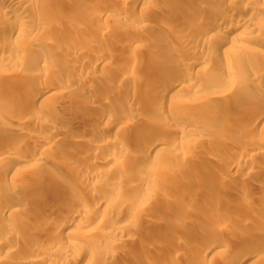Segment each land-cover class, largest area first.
<instances>
[{
  "label": "rangeland",
  "instance_id": "374dc122",
  "mask_svg": "<svg viewBox=\"0 0 264 264\" xmlns=\"http://www.w3.org/2000/svg\"><path fill=\"white\" fill-rule=\"evenodd\" d=\"M22 1L28 3L29 0ZM143 1L140 3L136 0L137 4L135 0H71L70 3L65 4L61 0H49L40 9L35 4L32 5L33 7L24 6L25 10L28 7L26 12L29 14V19L27 21L18 23L13 18H8L6 23H0V46L2 48L6 47L10 51L15 50L19 54L21 51L27 53V48H32L34 52L32 55L28 54L29 63L23 69L17 66V63H11L8 59L5 61L0 59V79H3L5 83L7 80H15L14 84L17 85L18 80L22 76L31 75L36 82L37 80L39 82L45 80V83H52L54 90L64 86L66 83L74 84L75 88L66 90L64 95L57 93L53 96L51 104L36 103L29 108V112L31 113L30 117L37 121V119L44 118L40 113L41 110H54L59 116L69 118L70 122L73 121L72 123L76 122L75 127L77 128L74 131L77 132L75 135H78V138L71 133H67V138L71 137L72 140L80 138L83 140L81 143L76 142L74 144L73 151L68 147L65 149L66 151H63L64 149L61 148L64 145L66 146V143H62V146V139H55L56 144L54 143L52 146L53 150L51 147L53 153L51 150L47 151L52 153H47L48 155H53L52 158L49 157L51 160H40L41 164L39 163L38 167H35V165V168L17 170L15 171L16 173L12 174L13 176L3 174L5 164H0V189L3 190H8L10 186L23 187L25 179L31 178L33 175L39 174V172H53L55 169V172L64 176L61 177V181H58L60 186L57 188L51 189L48 184L40 186L39 189L45 190L46 192L44 191L43 193H46V195L42 193L44 197L43 195L40 196V192L37 195L38 198L39 196L42 198V202L45 198V203L41 204L35 194L36 198L35 195L29 198L31 199L30 204L24 211L19 209V206H15L16 209L18 208L16 210L18 212L15 215L1 212L4 201L0 200V206L3 205L0 208V229L3 230L6 227L11 229L12 227L13 234L11 236L13 239L15 238L16 243L9 249L8 253L0 252V259L3 264H11L26 255H39L36 252L38 250L36 248L44 244L43 239L44 241H56L58 239L67 243H75L73 244L74 246L71 243L69 244V251H66L65 255L63 254L64 252H55L52 254L53 256H48L47 259L50 257V261L46 260L44 264H74L76 255L85 246L96 248L94 253H96L95 256L97 257L93 255L92 259H99L101 263L97 260L98 264H195L193 260L194 254L196 253V246L202 242L201 236L213 230L218 231L220 230L219 228L224 229L223 236H220H222L223 240L225 239L226 244L224 243L223 247L221 246L222 253L220 252L213 259H206L203 264H231V262L234 264L235 261L242 257L240 254H238L240 256L235 254H237L239 249L243 248L245 251L247 249V252L250 251L245 253L250 256L243 257V262L240 264H264V200L262 196L264 176L260 172L264 169V151L261 144V142H264V122L255 127L236 128L240 121L247 118L245 116L246 112H250V108H252L245 102L246 99L254 96L253 91L257 90L255 87L258 85V81L264 79V29L255 28V30L246 35V38L238 39L236 44H239L236 47L242 45L240 46L242 48L239 47L236 49L237 51L235 47L234 49L232 48L233 50L229 49V51H233L231 52L233 55L231 53L226 55L224 53H215L208 55L206 58H201L196 55L182 54V57L175 56L177 57L175 58L160 46L166 41L163 36L169 40L170 38L167 35L171 31L177 32L180 28L188 31V29L186 27L185 29L184 26H178V29L177 27L173 28L176 20L173 19L171 12L168 13L169 10L165 13L166 6H169L167 0L160 1L165 2V6H161L162 3L159 0ZM148 1L151 2L148 3ZM254 1L257 5L264 8V0ZM152 2H155L154 5ZM166 2L168 3L166 4ZM249 3L250 1L248 0H234L232 5L240 9ZM140 7L146 8L144 10L142 8L143 11L139 12ZM244 9L247 12L246 8ZM42 10H47V17L40 16ZM148 10L149 12H147ZM163 11L165 12L163 13ZM138 13H141V15H138ZM98 14H101V16ZM157 15H160V17H157ZM252 19L254 20H252L253 23L262 21V19L264 21V17L259 16H255ZM39 22L43 23L45 27L43 24L42 27L41 25L39 27ZM19 24L27 31L29 30L28 32L31 35L35 36L31 42L20 45V41L9 43L3 37L4 28L7 29L9 26ZM78 25H81L82 28L84 25V31L78 32L75 37L76 42H73L92 45L94 43L95 45L97 41L95 37L101 30L102 34H104L101 37L102 39L100 38L101 41L98 39L100 41V51L96 52L94 49L86 53L83 59L81 58L83 56L75 59V57L67 55L65 57L68 60H66L58 52L60 50L55 49L54 46L63 39L67 28L76 30ZM138 25H145V27L140 28ZM182 30L178 31L181 32ZM138 36L145 40H152L151 42L149 40V43L154 46L144 41L138 47H128L127 45L132 37L135 39ZM19 38L21 39L20 36ZM211 39H208L210 43L207 38H204L203 41L201 40L202 42L200 41V45L210 49L214 41V39ZM153 41L160 46L159 49L156 48V44L152 43ZM37 42L39 43L37 44ZM157 49L162 51L159 52ZM1 54L4 53L2 52ZM96 55H100L101 57L99 56L98 58L101 59H99V65L92 68L89 62ZM35 59L38 61L34 64ZM43 59L47 62L45 61L44 63ZM151 59H153V62ZM188 61H199L200 68L197 69L200 70H198V73L197 70L193 71L191 77L183 78L182 80L180 75L172 70L178 66L185 65ZM128 63L129 66H127ZM165 71L170 76V78L168 77L170 79H168V83L171 82L172 84H177V86L182 84V86L184 85L187 88H179L176 93L165 95L164 97L162 95L164 91L162 92V90L168 85L167 80H165L167 78H161L159 75L164 74L163 72ZM118 73H125L124 78L126 79H123L124 81L121 80V82L116 77ZM150 75L152 77L157 76V79L161 78L157 83L162 85H156L157 88L155 86L153 89V86L150 89L151 86L145 85V88L148 86L146 93L148 91H152L153 94L156 93L157 99H155V102L153 99L144 101L145 98L143 100L140 98L142 95H140L134 100H130L131 102L127 99L130 106L127 104L128 102L125 103L126 90L132 87V83L139 87L140 80H144ZM79 77H81L80 79L84 78V84L80 86L77 85V80H80ZM15 85L9 86L7 89L10 90H6V93L4 92L3 96L5 94L9 96V92L13 88L15 90V93L14 90L12 91L13 93H10L8 99L5 96L4 106L0 107V124L6 128L8 126V128L12 127L16 119L9 113L10 110L8 112L6 109H10V104L14 103L19 111L23 105L22 101L17 102L15 95L17 93V96L20 95L19 91L26 90V88ZM90 86H97L99 89L93 94L88 91ZM145 88L143 89L144 91ZM11 94L13 95L12 97ZM262 94L264 93L260 92L259 96L261 97ZM244 95H246L245 98ZM248 95L249 97H247ZM261 98L264 99V95ZM234 100L237 101L235 102ZM238 100H241V103H238ZM208 102L212 106H216L215 108L218 109L217 111L220 114L213 110L209 111L199 108L203 103ZM89 103L96 105L97 110L95 109L94 112L89 111L85 107ZM125 104L127 105L124 106ZM119 106L126 109L127 107L129 109L136 108L137 114L133 120H130L129 117L120 119L123 123L127 121L129 124L119 131L112 129L108 134V139L110 141L113 139L126 152L130 153L126 154L125 152L127 156L123 154V157L122 153L116 155L117 152L108 147L103 150H97V153L90 161L84 162V153H89L90 155L89 151L93 148L94 145L92 144L95 141L87 133L78 134L81 126L88 125V128H91H89L90 133L92 130L93 133L98 125L100 124V127L102 123L97 122V119L110 113H112L111 116L114 119L115 115L113 114ZM81 114L93 116L96 121L90 124L84 122L86 120L80 121L76 116ZM163 116H165L164 119L161 118ZM234 120H237L238 124ZM29 121L24 124L25 127L22 130L28 131L30 135L32 132L30 130L34 129H31L33 125ZM185 127H190L189 129H191L185 135H179L172 131L174 128L184 129ZM25 131H20L21 135L19 132H14L21 137H25ZM7 133V130L0 132V145L6 146L9 143L11 147L12 144H10L9 137L7 136L8 139L4 137ZM23 133L25 134L23 135ZM29 135L25 137V140L29 142V145L25 146L27 149L30 148L32 141V139L29 140ZM80 136L83 137L81 138ZM158 140L163 142V151L157 154L156 158L141 162L138 159L133 160L131 156L132 161L129 160V154L133 155L132 150L135 147L144 146L147 149L151 145L156 144ZM17 146H12V153L8 154L7 161L14 159L17 156L16 154L20 153L23 146H21L20 150ZM14 148L17 149L15 150ZM25 149H22V151H25ZM112 153H114V159L103 164L100 162L103 156ZM55 160H66L69 162L70 170L72 168L71 172L83 170L85 165L92 164L100 166L99 169L101 171L88 182L75 183V180L71 179V175L69 176L68 174L70 172L69 169L56 170V168L52 167L51 164ZM71 160L73 163L70 162ZM91 161H94V163ZM233 163H241L243 168L233 169L229 172L228 169ZM171 174L172 176H170ZM146 176L147 180L149 178L147 185L145 181L141 180ZM49 178L52 179L51 176ZM62 182L64 185H62ZM225 184H228L229 188L224 193H221L220 187ZM47 186L48 188H46ZM43 187L46 189H43ZM114 190L115 193L119 194L117 195L119 197L109 199L106 194ZM91 192H96L97 197L100 195L106 196L97 210V216H107L108 219L112 220L114 218L115 221L117 220V224L128 226L129 236L124 235L119 238L111 234V236H104L106 235L104 230L111 229L109 227L111 225L108 224L109 226H107V223L94 225L97 227L93 230H80L83 229V226H78L79 228L76 226L77 229L70 233L71 227L61 229L62 222L60 220L55 222L53 226L52 224L45 225L44 222L48 218L65 217L71 213V205L65 200L66 196L77 197L80 202H89L92 199L86 194ZM128 200L133 207L131 205L132 208L130 207L128 210L121 209V203H127ZM169 202L174 204H169ZM29 208L33 211H27ZM240 216H245L248 220L246 221V218L243 217V219L239 218ZM74 218L79 223H83L85 219L80 215L78 217L75 215ZM26 224H33V228L37 229V231L26 230ZM235 232L242 236L246 235L244 237L246 240H242ZM260 232L263 233L260 234ZM237 237L240 238L238 239ZM32 247H35L33 249L36 250L32 251ZM218 249L220 248L218 247L213 251ZM232 255L234 257L237 256L235 258L232 257L235 260H232ZM92 264H94V261Z\"/></svg>",
  "mask_w": 264,
  "mask_h": 264
},
{
  "label": "bare ground",
  "instance_id": "6f19581e",
  "mask_svg": "<svg viewBox=\"0 0 264 264\" xmlns=\"http://www.w3.org/2000/svg\"><path fill=\"white\" fill-rule=\"evenodd\" d=\"M48 1L49 0H29L28 3H27V2H24L22 0H0V23H2V22L6 23L7 22L6 20L8 18H13V20H15L18 23H22L24 21H27L29 19V14L26 11H28V7L29 6H32L33 4H35L40 9ZM61 1H63L66 4V3H70L71 0H61ZM137 1L142 3L143 0H137ZM152 1H155V0H152ZM160 1H162V0H159V2ZM163 1H166V0H163ZM167 1L169 2V6H166L167 7V9H165L166 12L163 11V13L164 12L167 13V10H169L168 13H170V12L172 13L171 15H172L173 19L176 20L175 23H174L175 25H174L173 28L177 27V29H178V26H180V27L184 26V28L186 27L188 29V31H184V29L182 30V28H180L182 30L181 32H179L180 29H178L179 31L177 30V32L176 31H173V32L171 31L167 35L170 38L169 40L165 39L164 38L165 36H163V39L166 40V41H164L162 44H160V46H162L163 50H166V52L168 51L174 57L175 56H177V57L181 56L182 57L183 56L182 54L189 55V56L190 55H196L197 57H201V58H206L208 55L210 56V55L215 54V53L216 54L217 53H224L226 55L227 53L233 52V51H229V49H232V48L234 49V47H235V50H236L240 46H242V45H240L239 47H236V45L239 44V43L236 44L238 39H242L244 37L246 38V35L248 33H250L251 31L255 30V28L264 29V21H263V19H262V21H259V22H257V21H255V23L252 22V20H253L252 18H254L255 16L264 17V8L259 6V5H257V3L254 0H248V1H250V3L248 5H245L244 8H246L247 12L244 11L245 10L244 8H240L239 9V8H235L236 6L233 7L232 3L234 2V0H167ZM135 2H136V0H135ZM149 2H151V1H148V3ZM168 2H166V4ZM140 3H139V5H141ZM152 3L154 5L155 2H152ZM160 3H162L161 6L162 5L165 6V4H164L165 2L164 3L160 2ZM234 5H236V4H234ZM24 6H28V7H26L27 10H25ZM238 6H239V4H238ZM140 8L141 9H139L138 11L142 12L144 10V8H146V7H144V8L140 7ZM142 8H143V10H142ZM151 8H152V6H151ZM151 8H149V9H151ZM147 12H149V10ZM150 12H152V11L150 10ZM47 15H48L47 10H42L40 12V16H42V17H47ZM98 15L101 16V14H98ZM107 15H108V13H107ZM107 15H105V17H107ZM138 15H141V13L140 14L138 13ZM155 15H156V13H155ZM158 16L160 17V15H157V17ZM143 19H145V18H143ZM170 19H171V17H170ZM170 22H171V20H170ZM42 24L43 23L39 22L38 26L41 25V27H42ZM144 24H146V23H144ZM46 25L48 26V24H46ZM146 25H148V24H146ZM138 26L140 28L145 27V25L144 26L143 25H138ZM44 27H45V25H44ZM84 27L85 26L83 25V28ZM46 28H48V27H46ZM83 28H82L81 25L80 26L78 25L76 30H72L71 28L70 29L67 28L66 29L67 30L66 33H64L65 36L63 37V39L61 41H58V43H56V45L54 47H55V49L60 50L58 52H60V54H62L64 56L63 58H66L67 55H68L69 57H75V59H76V57L83 56V57H81L83 59L84 56L86 55V53L91 52L94 49H95L94 51H96V52L100 51V49H99L100 48V45H99L100 43L99 42L101 41L100 38L103 37V34H104V33L102 34L101 30L97 33L98 34V35H96L97 37H95L97 41H96L95 45L93 43L94 46L92 44H89V43L76 44V43L73 42V41H75V37L78 34V32H82L81 30H83ZM4 29L5 30H4V33H3V37H5V39L9 43H12V42L14 43V42H19L20 41L19 43L21 45V44H25V43L31 42L35 38L34 35H31L28 32L29 30L27 31L20 24L16 25V26L15 25L14 26H9V28L7 27V29L6 28H4ZM19 36L21 37V39L19 38ZM212 37H214V38H212ZM204 38H207V40L211 39V38H212L211 40L214 39V41L212 43L213 46L210 49L209 48H204V47H202L200 45V41L201 40L203 41ZM98 39L100 41H98ZM149 40H145V39L139 38V36L137 38H135V39L132 37V39L130 40V42L128 43L127 46L131 47V48L138 47L144 41H145V43H149ZM53 41H54V39H53ZM151 41L152 40H150V42ZM154 41L152 43H154ZM208 41L210 42V40H208ZM38 43L39 42H37V44ZM160 43H161V41H160ZM40 44H42V43H40ZM61 44H63L62 45L63 48L61 47ZM149 44L152 45L151 43H149ZM154 44H156V48L159 49L160 46H158L156 42ZM212 44H210V45H212ZM49 45H50V43H49ZM152 46H154V45H152ZM240 48H242V47H240ZM158 49H157V51H159ZM26 51H27V53L26 52L23 53L21 51L20 54H19L15 50L14 51L13 50L10 51L6 47L2 48L0 46V53H2V52L4 53V54H1L2 56L0 55V59H2L4 61L6 59H8L9 61H11V63L12 62L17 63V66H20L23 69L24 67H27V65H28L27 63H29L28 62L29 61L28 54L32 55V53H34L32 48H30V49L27 48ZM34 51H35V49H34ZM161 51H159V52H161ZM228 55H230V54H228ZM231 55H233V53H231ZM99 56L96 55V56H94L93 59H90L89 64H90V66L92 68H94V67L99 65L98 62L100 61L99 59H101V58H98ZM177 57H175V58H177ZM2 60H1V62H2ZM66 60H68V59L66 58ZM151 60L153 62V59H151ZM155 60H156V58H155ZM36 61H38V60L35 59L34 64H35ZM43 61L45 63L46 60L43 59ZM43 61H42V65H43ZM196 61L195 62H193V61L189 62L188 61V63H186L185 65L173 68V70H172V68H170V67L169 68H170V70L175 71V73L180 75V77H181L180 79L183 80V78L191 77L193 71H195V70H197V73H198V70H200V69H197V68H200L199 67L200 65L198 64L199 61L198 62H196ZM64 62H65V60H64ZM202 65H201V67H202ZM127 66H129V63H128ZM167 69H168V67H167ZM125 72H126V70H125ZM167 72H168V70H167ZM163 73L164 74L159 75V76L161 78H167L165 80H167V83H168V79L170 78V76H168V74H166V71L163 72ZM124 74H122V73L119 74L118 73V75L117 74H115V75H117L116 77L121 81L123 79H126V78H124V76L126 74L125 75ZM144 76H146V75H144ZM156 77L155 76L152 77L151 75H150V77H146V78L144 77L145 78L144 80H140V84L135 83V84H138L139 87L137 85H133V83H132V85H131L132 87L130 89L128 88V90H126L127 91V95L125 94L126 95L125 96L126 97L125 103L128 102L127 104L129 105V101L130 100L132 101L136 97H139L140 95H142V97H140V98H142L143 100L145 98L144 101L153 99L154 102H155V99H157L156 98V93L153 94L152 91L151 92L148 91L147 92L148 94H147L146 93V91H147L146 89L148 88V86L149 87L151 86L150 89H152V87L154 86L153 87V89H154L156 85H162V84H158L157 83V82H159L161 80V78L160 79L158 78L159 79L158 80ZM32 78L33 77H31V75L22 76L18 80L17 85L14 84L15 80H7L6 83H5V81H3V79H0V107L4 106V102L6 100L5 96H7V99H8V97H10V93L14 90V88H13V90H11L10 92L7 91V92H9V96L6 95V94H5V96H3L4 92L6 93V90H10V89H7V88H9V86H11V85L14 86L15 85V86H19V87L23 86V87L26 88V90L19 91V93H20V95H18L19 97L17 96L18 93L15 95L17 102H21L22 101V103H23L22 108L18 111L17 108L15 107L14 103H12L9 106L10 109H6L7 111L10 110V112L9 111L8 112L11 115H13L14 117H16L15 121L13 122V124L16 127L13 125L15 128L13 126H12L13 128L12 127L8 128L9 126L6 128V127H4V126H2L0 124V132H5L7 130L8 133H7L6 136H4L5 139H8V137H9L10 144H12V146L14 145V147H15V145L16 146L18 145L17 147L19 148V150L21 149V146H23L22 149L24 150L26 148L25 146L29 145V142H27L25 140L26 135H29V133H28V131L22 130L25 127L24 124H26L27 121L30 120L29 122H31V124L34 127V128L33 127L31 128V129H34V130H30L32 132L29 135L30 136L29 140L32 139L30 148H28V149L26 148L25 151H22V149H21L20 153L16 154L17 156L14 157V159L7 161L8 154L12 153V149H13L12 146L10 147L9 143L6 146L0 145V164L1 163L5 164L4 168H3V174L8 175V176L12 175L13 173H16L15 171L20 170V169L38 167L37 165L41 164L40 160H47V159L51 160V159H49V157L52 158L53 155L50 156L47 153H51L52 152V150H53L52 146L54 145V143L56 144V141H54L55 139H62V142L60 140L61 144L62 143H66V146L65 145L63 146V144H62V146L65 147V148L60 146V147H62L61 149H64L63 151H66L65 149L67 147L73 151L74 150L73 149L74 144H76V142L77 143H81L83 141L80 138L77 139L78 135L77 136L75 135V133L77 134V132L74 131L75 128H77V127H75V123L76 122L75 123H72L73 121L70 122L69 118L68 119L67 118H63V117L59 116L57 113H55L54 110L51 109V110H41L40 113H41V115L44 118L37 119V121H36V120H34V119H32L30 117L31 113L29 112L30 111L29 108L33 107L36 103L48 104V105L51 104V101H52L51 99H53V96H55L57 93L64 95L66 90L73 89L74 84L66 83L64 86H61V87L57 88V90H54V86L52 85V83L51 84L45 83L44 82L45 80L39 82L37 79H36L37 80V82H36ZM80 78L81 77H79V79ZM83 79L77 80L80 83L79 84L77 82V85L80 86L81 84H84V80ZM142 79H143V77H142ZM179 84H181V83H179ZM77 85H75V86H77ZM145 85H148L147 88H145L146 87ZM93 86H90L88 88V91L94 94L95 91L97 89H99V88H97V86H95V87H93ZM143 86L145 88V91L143 90L144 89ZM165 87H164V90L161 89L162 92L164 91V93L162 94L164 97H165V95L176 93L178 91L177 89H179V88L182 89L185 86L184 85L182 86V84L177 86V84H172L171 82H169L167 87L166 88ZM156 88H157V86H156ZM185 88H187V87H185ZM255 88L257 90L255 89L256 91H253L254 92V94H253L254 96L251 95L252 98H247L246 101H245L246 103L249 104V107H252V108H250L251 110L249 109L250 112H246L247 113L246 115L243 114V115L247 116V118H245L246 120L243 119L240 122L238 121L239 124L237 123V120L236 121L234 120L238 124L236 126V128L253 127V126L255 127V126H258V124H261V123L264 122V99L261 98L262 95H264V94H262L261 97L259 96L260 92L264 93V79L258 81V85ZM14 93H15V90H14ZM149 93H151V94H149ZM257 93H258V95H257ZM255 94H256V97H255ZM152 95H154V96H152ZM12 96L13 95L11 94V97ZM245 97H246V95H244V98ZM247 97H249V95ZM127 99H129V101H127ZM242 100H243V96H242ZM144 101H142V103H144ZM234 101L236 102L237 100H234ZM240 101L238 100V103H241ZM127 104H125L124 106H126ZM147 104H149V102H147ZM248 104H247V106H248ZM85 107L88 108V110L92 111V112H94V110L96 109V105L94 106L93 104H90V103L88 105H86ZM131 107H133V106H131ZM215 107H214V105L212 106L211 104H209V102L208 103H203L201 106H199V108H202L204 110H209V111L213 110V111L218 112L217 111L218 109H216ZM135 109L136 108L129 109L128 107L126 109V108H124L122 106H119L117 111L113 114V115H115L114 119L111 116L112 113L100 116L99 119H97V122H100V123L102 122L101 126L99 127L100 124L98 125L99 128L96 126L98 129L96 128V131H94L93 133H92V131H93L92 130L91 131L92 134L90 133V130H89L90 127L88 128V125L85 124L87 127L85 125L81 126V129L78 132V134L82 135V133L83 134L87 133L88 135H91L94 138L92 140L95 141L94 144H92V145H94L93 148L92 149L90 148L91 149L89 151L90 155H89V153L88 154L84 153V156H85V157H83V159L85 160L84 162H86V161L88 162V160L90 161L91 158H93V156L95 155V153H97V150H100V149L103 150V149H106L108 147L110 149H112V150L114 149V151L117 152L116 155L117 154L119 155L120 153H122V155L123 154L126 155L127 153H130V152H126L124 150V148H122L121 145L117 144L116 141H113V139H111V141H110L108 139V134L110 133V131L112 129H115V131H119V130L123 129V127H126L129 124V122L125 121V123H123L120 119L129 117L130 120H133V118L137 114V111H136L137 109L136 110ZM214 109H216V110H214ZM16 111H18V112H16ZM139 111H140V109H139ZM219 114H217V115H219ZM165 116H163L161 118L164 119ZM76 117L80 121L86 120L84 122H88L89 124L94 122V121H96L95 117H93V116L91 117V116H88L86 114H81V115L76 116ZM248 118H250V119H248ZM118 120H120V121H118ZM28 125H30V124H28ZM27 126H26V129H27ZM189 128L190 127H185L184 129L174 128L172 131L177 133V134H179V135H185L186 132L191 130ZM14 131L19 132V134L21 133L20 131H22V132L25 131L26 134L23 133V135L25 134V137L22 136L23 137L22 138L21 136L18 135V133L14 132ZM67 133H71L74 136H76L77 138L72 140L71 137H69V139H68L67 138V136H68ZM28 137H27V139H28ZM63 140H64V142H63ZM84 141H85V139H84ZM162 144H163V142L158 140V142H156V144L151 145L147 149L144 146L135 147V149L132 150L133 155L129 154V156H130L129 160L132 161V159L133 160L138 159V161L140 160L142 162V161H146V160L148 161V159L156 158L157 154H159L160 152L163 151ZM261 144L263 146L262 150L264 151V142L263 143L261 142ZM51 147H52V150H51ZM55 147H56V145H55ZM69 149H68V151H69ZM15 150H13L14 153H16ZM48 150H51V152H47ZM57 150H58V148H57ZM60 151H58V152H60ZM17 152H19V151L17 150ZM125 152H126V154H125ZM86 153H87V151H86ZM124 155H123V157H124ZM131 156H132V159H131ZM114 157H115L114 153L109 154V155H105V156H103V158H102V160L100 162H102V164L103 163H107V162L111 161L112 159H114ZM70 162H72V160ZM92 163H94V161ZM240 164L239 163L231 164L229 169H228L229 172H230V170H233V169L234 170H238V169L243 168L242 164H241V166H240ZM51 165H52V167L56 168V170H60V169L68 170L69 169L70 172L68 174H69V176L71 175L70 176L71 179L75 180V183L76 182H79V183L80 182L81 183L88 182V181L92 180L96 175H98V173L101 171L99 169L100 166L98 167V165L95 164L96 165V167H95V165L92 164L93 166L92 165H87V166L85 165L84 168L82 167L83 170H77V171L75 170V171L71 172L72 168L70 170L69 162H67L66 160H57V161L55 160V161H53V163ZM54 170H53V172H49V171L48 172H42V173L39 172V174H35L31 178L25 179L24 183L22 182L23 183V185H22L23 187H16V186L11 187L10 186V188L8 190L0 189V200L4 201V202L2 201L4 203V206L2 205L3 208L1 210V212H3V213L6 212L9 215L10 214L11 215H15L18 212V211H16V210H18V208L16 209L15 206H19L20 207L19 209H23V211H24L26 209V207L28 208V206L30 204V200H31V199H29L30 197H32L35 194L39 195L41 193L40 196H42L44 194L43 192L45 190L43 191L42 188H41V190L39 189L40 186L42 187V184H44V185L48 184L49 187H51V189H54V188H57L58 186H60V182L58 183V181H61V177H64V176L60 175L59 173L55 172ZM260 172L263 174L262 176H264V169L261 170ZM261 173H260V175H261ZM50 176L52 177V179L49 178ZM170 176H172V174ZM47 178H49L51 180H49ZM141 180L145 181L146 185L149 183L148 182L149 178L147 180V176L145 178L143 177V179H141ZM62 185H64L63 182H62ZM46 188H48V186ZM46 188L43 187V189H46ZM228 188H229L228 184L227 185L225 184V185L220 187V192L224 193L225 191L228 190ZM56 190H59V189H56ZM262 190H263L262 196H263V200H264V189H262ZM47 191L49 192V190H47ZM55 192H58V191H55ZM36 195H35V198H36ZM38 195H37V198H38ZM44 195H46V193ZM44 195H43V197H44ZM86 195L88 197H90L92 200L91 201L89 200V202H87V201H85V202L81 201L80 202V199H78L77 197H72L71 198L69 196H66L65 200L68 202V204L70 203L69 205H71V211H70L71 213L69 215H66L65 217H60V218L59 217H55L53 219L48 218V220H46L44 222L45 225L46 224L47 225L52 224V226H53V224H55V222H58L60 220L62 222V225L60 224L62 228L61 227L60 228L64 229L66 227H71L70 230H69V233H70V232L75 231V229H77L76 226L77 227L78 226H80V227L83 226V229H80V230H84V229L93 230L95 227H97V226H94V225H99L100 223L101 224L103 223V225H104V223L105 224L107 223V226L111 225L109 227H111L112 230L109 229V228L108 229L110 231L108 229L104 230V232L106 231L104 233L106 235H104V236H108V235L111 234L112 236L116 235L119 238V237H122L124 235H126V236L130 235V232L128 231L129 230L128 226L124 225V226H126V228H127L126 229V228H124V226L117 224V220L115 221L114 218L112 220V219H108L107 216H97V213H98L97 210L99 209V206L101 205L102 200L106 196H108L109 199L110 198H114V197L115 198L119 197V196H117L119 194L115 193V190L113 192L110 191V193L108 192V194H106V196L100 195L99 197H97V193L96 192L95 193L91 192V193H88ZM26 196H28V197H26ZM40 196L38 198L40 203L41 204L45 203L46 201H44V200H46V199L44 198V200L42 202V198ZM172 203L173 202H169V204H172ZM131 205H132V203H129V200H128L127 203L126 202L121 203L120 208L128 210L131 207ZM2 206H0V208ZM132 207H133V205H132ZM30 210H32V209H30V208H29V210L27 209V211H29V212H30ZM75 215L77 217L80 215L83 218H85L83 223H79L77 221V219L74 218ZM242 217L240 216L239 218H242ZM247 217L249 218V216H247ZM243 218H246V217L244 216ZM242 219H239V220L241 221ZM245 220L247 221L248 219L246 218ZM31 225L30 224H26V227H25V228H27L26 230H29V231L30 230H34V231L36 230L37 231V229L33 228V224H31ZM35 225H34V227H36ZM219 229L220 230H218V231H216V230L214 231L213 230V231H210L207 234H203V236H201L202 237V242L199 243L196 246L197 247L196 250H195L196 253L194 254V259L193 260L195 261V264H203L206 259H208V258L213 259L220 252L222 253V249L221 248L223 247V245L225 243V241H224L225 239L223 240L221 237L223 236L222 234H224V232H223L224 229H222V228H219ZM29 231H28V233H30ZM12 232H13L12 227H11V229L9 227L3 228V230L0 231V252L2 251V252H5V253H8L9 249L16 244L15 240H14L15 238L13 239L12 236H11L13 234ZM31 232H33V231H31ZM107 232H108V234H107ZM226 233H227V231H226ZM261 233H263V232H260V234ZM240 234H243V233H240ZM220 235H222V236H220ZM237 235L240 236L242 240H244V239L246 240V238H244L246 235L245 236H242V235H239V234H237ZM126 239H128V238H126ZM42 241H43L44 244L39 246L40 249L36 248V249H38L36 251L37 254L41 255V257H39V255L32 256L33 254L30 255V256L26 255L27 257L24 256L25 258L21 257L19 260L16 259L18 261H13L11 264H44L46 260L50 261L49 260L50 257H49V259H47L48 256L52 255L55 252L56 253L57 252H61V253L64 252L63 254L65 255L66 251H69L68 248L70 246L69 244L71 243V242L70 243L63 242L62 240L59 241L58 239H56V241H48V240L44 241V239H43ZM41 244H42V242H41ZM73 244H75V243H71V245H73ZM218 247L220 249H218L217 251L216 250L213 251L214 249H216ZM33 248H35V247L31 248L32 251L34 250ZM241 248H243V247H241ZM95 249L96 248L95 247L93 248V246H85V247H83L78 252V254L76 255L77 257L74 259V264H92L93 261H94V264L95 263L98 264L99 262L101 263V261L99 259H96V260L92 259L95 256V254H96V253H94ZM243 249H239L237 254H235L237 256L242 255V257L239 258V259L237 258L238 260L235 261L234 264H240L241 262H243V260H242L243 257H245L247 255L250 256L249 254H247V255L245 254L247 252V249H246V251L243 250ZM248 252H250V251H248ZM238 254H240V255H238ZM237 256H235V257H237ZM95 257H97V256H95ZM232 257H234V256L232 255L231 258ZM232 260H235V259L232 258ZM0 264H3V261L1 259H0ZM231 264H233V262H231Z\"/></svg>",
  "mask_w": 264,
  "mask_h": 264
}]
</instances>
